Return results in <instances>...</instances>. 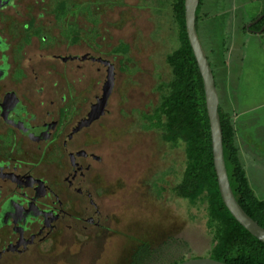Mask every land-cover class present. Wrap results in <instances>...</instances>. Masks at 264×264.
Masks as SVG:
<instances>
[{
	"label": "rangeland",
	"instance_id": "rangeland-1",
	"mask_svg": "<svg viewBox=\"0 0 264 264\" xmlns=\"http://www.w3.org/2000/svg\"><path fill=\"white\" fill-rule=\"evenodd\" d=\"M38 1L43 5L38 12L46 17L45 30L27 25L21 31L41 39L36 47L40 52L57 54L72 47L115 64L109 113L76 141L77 148L102 159L91 183L98 190L104 227L84 228L79 219L86 215L84 207L69 202L67 210L73 217L59 221L54 235L21 256L6 254L0 264H176L209 258L219 226L210 217L207 198L191 203L175 195L174 187L182 181L187 165L185 148L165 143L162 132L150 122L163 96L160 86L173 80L167 57L180 47L170 1ZM22 4L32 13L37 5L36 0H22ZM263 8L258 0H202L198 34L218 92L220 78L237 71L239 97L264 99V33L251 35L245 28L261 16ZM233 27L245 31L238 43L242 55L238 61L229 55ZM51 64L46 69L71 89L72 78H65V68ZM86 73L73 100L64 106L71 113L64 121L65 135L75 118L83 116L91 97L103 94L108 73L95 69ZM49 161L64 162L58 147ZM35 174L48 178L43 168ZM52 185L57 188L56 183ZM68 225L73 226L71 231ZM6 235L3 231L0 238Z\"/></svg>",
	"mask_w": 264,
	"mask_h": 264
},
{
	"label": "flooded vegetation",
	"instance_id": "flooded-vegetation-1",
	"mask_svg": "<svg viewBox=\"0 0 264 264\" xmlns=\"http://www.w3.org/2000/svg\"><path fill=\"white\" fill-rule=\"evenodd\" d=\"M36 3L32 13L22 0H0V234L7 233L0 238V261L6 254L21 256L54 235L60 229L59 221L73 217L67 210L69 202L84 207L86 215L79 218L84 228L104 227L95 193L98 190L91 183L101 156L76 147L78 135L88 128L72 135L100 95L94 100L91 97L89 107L82 117L75 118L66 135L64 121L71 113L64 106L73 100L72 94L82 84L87 69L107 73L110 64L116 69L115 64L89 51L78 53L72 47L57 54L40 52L36 47L42 44L41 39L24 36L21 31L27 25L45 30L46 17L38 12L43 5L38 0ZM252 28L246 30L260 31ZM51 63L65 68V78H72L71 89L46 69ZM73 112L76 114L74 107ZM57 147L64 156L63 163L49 161ZM38 168L48 170V178L54 182L36 176ZM67 227L70 231L73 228Z\"/></svg>",
	"mask_w": 264,
	"mask_h": 264
},
{
	"label": "trees",
	"instance_id": "trees-1",
	"mask_svg": "<svg viewBox=\"0 0 264 264\" xmlns=\"http://www.w3.org/2000/svg\"><path fill=\"white\" fill-rule=\"evenodd\" d=\"M169 1L179 29L180 47L167 57L173 80L160 86L163 96L150 122L162 132L165 143L173 146L182 144L185 148L187 165L182 181L174 187V193L191 203L207 198L210 217L219 226L217 244L210 258L226 264H264V243L236 221L222 200L214 166L204 83L186 32L185 0ZM258 1L264 5V0ZM201 5L202 0L197 9V30ZM261 15H264V8ZM263 26L264 17L252 29L259 31ZM219 112L232 191L243 210L264 228V201L250 186L230 115L221 108Z\"/></svg>",
	"mask_w": 264,
	"mask_h": 264
},
{
	"label": "water",
	"instance_id": "water-1",
	"mask_svg": "<svg viewBox=\"0 0 264 264\" xmlns=\"http://www.w3.org/2000/svg\"><path fill=\"white\" fill-rule=\"evenodd\" d=\"M199 4L200 0H185L186 32L204 83L206 107L211 127L214 166L218 179L220 194L226 208L236 219V221L252 236L264 243V228L261 227L255 220H253L239 205L230 185L223 147V132L219 112V95L211 65L203 50L197 30V9ZM263 17L264 15L258 17L251 23V25H249L247 29H250L252 26L258 24L263 19ZM263 31L264 27L260 30V32ZM107 73V79L103 87L102 96L91 107L87 118L80 122L73 130L72 135L82 131L84 128H89L93 123L97 122L101 117L106 115L108 102L110 96L112 95L115 84V72L112 64H110ZM179 264L226 263H222L209 257L189 259Z\"/></svg>",
	"mask_w": 264,
	"mask_h": 264
},
{
	"label": "crops",
	"instance_id": "crops-1",
	"mask_svg": "<svg viewBox=\"0 0 264 264\" xmlns=\"http://www.w3.org/2000/svg\"><path fill=\"white\" fill-rule=\"evenodd\" d=\"M246 31L251 35L264 32ZM243 32H245L243 28L239 30L233 27L234 45L229 51L231 60L238 61L239 56H242L238 43L244 36ZM220 80L221 90L218 92L220 108L232 119L235 142L240 151L250 186L258 198L262 195L264 199V99L256 101L252 97H246V100L239 97L237 71H232ZM241 106H243L242 109H240Z\"/></svg>",
	"mask_w": 264,
	"mask_h": 264
},
{
	"label": "bare ground",
	"instance_id": "bare-ground-1",
	"mask_svg": "<svg viewBox=\"0 0 264 264\" xmlns=\"http://www.w3.org/2000/svg\"><path fill=\"white\" fill-rule=\"evenodd\" d=\"M85 198V197H84Z\"/></svg>",
	"mask_w": 264,
	"mask_h": 264
}]
</instances>
